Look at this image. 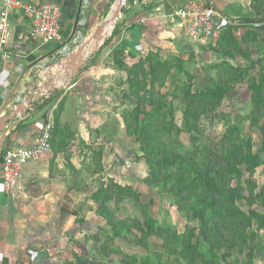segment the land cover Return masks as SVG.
I'll use <instances>...</instances> for the list:
<instances>
[{"label": "rangeland", "instance_id": "374dc122", "mask_svg": "<svg viewBox=\"0 0 264 264\" xmlns=\"http://www.w3.org/2000/svg\"><path fill=\"white\" fill-rule=\"evenodd\" d=\"M248 1L252 0L235 3V9L236 4L244 7L245 2L250 7L237 18L257 16ZM84 4L81 23L92 16L101 27L115 8L116 0H84ZM121 13L124 15V11ZM219 15L228 20L224 14L219 12ZM116 26L117 23L111 33L105 35L103 45L95 43L88 58L83 57L87 58L86 67L83 64L79 73L67 64L95 31L77 34L69 49L48 65L53 73L51 79L58 85L52 98L41 105L47 107L46 110L39 108L16 132L18 135L28 130L27 126L35 119L50 121L54 127L51 147L59 156L50 160L57 166L55 179L63 182L59 178L62 174L69 177L71 184L62 195L66 200L63 203L79 212L72 229L64 236L67 255L56 263L79 264L78 260L83 259L97 264H207L201 254H209V246L214 243L221 255L220 264H227L231 259L221 260L226 252L225 242L235 231L239 232L236 227L241 226L245 235L243 239L236 238L237 247H233L241 261L235 264H264V198H259L264 188V145L261 131L254 127L255 120L264 122V103L255 102L263 96H257L258 92L264 94V87L261 91L257 89L264 82V23L243 25L244 30L232 32L233 39L221 44L228 25L220 21L214 40L206 42L213 46H195L197 53H191L193 48L186 47L190 46L188 38L173 25L171 38L178 43L174 52L161 47L143 53L130 45V50L122 46L114 51L116 44L112 43V38ZM219 45L229 50L228 57L218 54ZM131 50L135 55L129 57ZM152 54L154 60L149 59ZM173 58H181L183 67L176 66L175 62L167 79L156 82L153 87L145 69L149 72L154 64ZM134 67L138 72H131ZM223 69L229 70L230 76L236 75L227 86H222L220 81L224 79V75H220ZM35 78L36 73L30 80ZM217 88L225 90L224 98L220 97V101L216 97L208 104L206 96ZM191 98L204 100L207 105L189 110L192 117L197 115L198 118L188 121L184 118L185 103ZM139 100L142 122L155 112L159 103L166 104L163 106L165 120L173 124L174 129L164 130L163 138L161 132L151 140L150 146L163 149L165 144L185 161H191L193 164L187 165L185 173L182 171L183 179L168 177V181H164L160 176L161 181L151 179L152 165L143 151L146 145L126 132L128 124H135L134 109ZM12 102L10 100L6 111ZM141 125L139 128L143 131ZM165 133L172 138H164ZM151 134L155 131L148 132V139ZM48 153L51 155V150H47L45 156ZM251 153L262 163L256 169L247 167L254 163L249 159ZM43 159L47 160V156L35 163ZM174 167L171 166L170 174H174ZM180 182L189 187L199 186L201 192L209 191L212 201L222 195L227 202L225 209L230 213V224L226 216L217 223L208 210L210 244L201 242L200 252L194 251L192 263V259L184 257L183 251L190 247L192 252L189 242L194 244L203 224L198 220L196 196ZM216 187L220 188L219 194L213 191ZM39 190L41 188L36 192ZM76 192H80V196L70 199L69 195ZM53 224L57 222L50 225ZM72 230L74 233L69 237Z\"/></svg>", "mask_w": 264, "mask_h": 264}, {"label": "crops", "instance_id": "0c3cea01", "mask_svg": "<svg viewBox=\"0 0 264 264\" xmlns=\"http://www.w3.org/2000/svg\"><path fill=\"white\" fill-rule=\"evenodd\" d=\"M13 1L0 0V14ZM26 1L36 6L57 5L62 9L61 32L65 43L69 46L79 32L93 33L98 28L99 23L92 16L85 18L84 23H81V19L77 21L80 11L82 15L85 14L81 0ZM236 2L239 0H130L129 8L123 9L124 15L121 13L118 18L116 32L112 38V43L116 44L113 50L120 49L122 46L127 49L130 45L135 49H141L139 52L143 53H150L161 47L169 52L176 51L178 43L171 38L173 31L172 25L168 23L169 17L190 3L213 5L218 12L228 18L227 21L225 19L219 21L227 23L233 28L234 33L236 30L239 32L244 30L243 25L259 24H241L239 20L242 18L237 16L241 13L246 14L250 7L245 2L244 7L236 4L238 8L235 9ZM248 3L251 4V1ZM143 19L147 20L148 25L142 24ZM9 23L12 35L7 45L0 47V110L10 96L11 102L23 100L25 89L32 82L30 77H35L39 66L51 65L52 61L60 57V52H63L55 42L44 44L41 39L32 37V20L24 12L11 10ZM245 39L247 41L248 37ZM244 40H240L241 43ZM129 54V57L132 54L135 55L132 50ZM14 90L15 93L12 96ZM13 102L11 107L16 104ZM39 107L41 105H36V108ZM46 108L44 107L41 111H45ZM36 111L17 116L15 122L9 126L10 131H13L9 133L6 145L30 146L38 141L46 125L44 120L38 122L35 119L32 125L27 126L29 129L21 133L23 135L16 134L19 126L32 118ZM49 150L52 154L46 155L47 160L31 163L25 168L22 180L12 195L6 196L0 192V264H58L56 263L58 259L65 258L67 255L64 249L67 247L64 236L66 237L67 232L72 229L78 215L74 216L73 210L63 203L66 200L62 195L71 183L65 174L59 177L63 182H56L57 166L52 161L58 159L59 155L57 156L54 147H50ZM51 158H53L52 161ZM39 188L41 190L36 192ZM69 196L70 199L75 200L76 196H80V192ZM65 208L71 214L63 213ZM52 222L57 224L50 225ZM72 233H74L73 230L68 233V236H72Z\"/></svg>", "mask_w": 264, "mask_h": 264}, {"label": "trees", "instance_id": "16d2710c", "mask_svg": "<svg viewBox=\"0 0 264 264\" xmlns=\"http://www.w3.org/2000/svg\"><path fill=\"white\" fill-rule=\"evenodd\" d=\"M251 9H253V12L257 15L254 18H242L240 19V23L241 24H255V23H264V0H252L251 1ZM259 17V18H257ZM261 17V18H260ZM148 25V24H147ZM151 27H154L153 24H150ZM226 32H224L222 34V40H221V44H224V42H227L229 39H233V28L228 26L226 28ZM213 46V43L209 46V48H211ZM221 46V45H219ZM188 49L190 46H186ZM218 54L221 55L223 58L228 57V55H230L228 52L229 50L225 47L223 48L221 46V48H218ZM154 53H158V52H154ZM191 53H194L193 51ZM153 56H150L149 59L150 60H154V54H152ZM250 58V57H248ZM118 62H120V60H118ZM175 62L177 63L176 66H181L183 67V61L181 58H173L170 59L168 61L165 62H159L157 64H154L153 67H151V69L149 70V72L146 71V69L142 66L143 69H145V72L147 73L148 77H151V85L154 87L156 82L159 81H164L167 79V77L170 75L171 70L175 67ZM122 65V64H120ZM136 67V66H135ZM134 67V68H135ZM138 68V67H137ZM142 68L141 71H142ZM131 72H138L135 69L131 70ZM145 74V73H144ZM220 75H224V79L222 78L220 81L222 83V86L224 84V86H227V82L232 81L233 79L236 78V75L234 76H230V72L229 70H221ZM264 87V82H261V84L257 87V89H259V91H261ZM225 89H227V87H225ZM220 96H219V95ZM225 94V90H223L222 88H217L212 90V94L210 93V96H206L205 100L209 103H213L215 101L216 97H219V100L221 101V99H223V95ZM263 95L261 96V99L255 100L257 105L263 104L264 103V94L262 92H258L257 96ZM221 97V99H220ZM223 97V98H222ZM257 99V97L255 98ZM206 101L204 100H196L194 98H191L189 103H185L186 105V109H185V114H184V118L188 119V121H190L191 118H198L197 115H195L194 117L191 116L190 111L191 110H197L199 108H203L204 106H206ZM166 104L163 103H159L157 108L155 109L154 113L148 114L145 118H144V122H142V120L140 119V114H142V110L140 108L141 106V102L140 100L138 101V104L136 106V108L134 109V112H136V116L134 118L135 120V124L127 127V134L129 137H137L135 138L136 140L140 141L141 143H143V145H146L144 148V152L146 153L145 157L147 162H149L152 166V175H151V179H153V181H161L159 179V176L162 177L164 179V181H168V177H180L179 180H181V178L183 179L184 175L183 172L185 173V170L187 168V165H192L193 163L191 161H185L181 156H178V154L173 153L171 150L168 149V147H166V145L164 144L163 149H153L152 146H150L151 140L156 137L157 135H159L162 132V136L161 138H163V134H164V130L167 132H171L174 129V125L169 123L168 121L165 120V111L163 110ZM262 106V105H261ZM44 106H41L39 108H43ZM37 108V109H39ZM190 110V111H189ZM155 116H157V118H155ZM159 117V122H157V119ZM151 120V121H148ZM141 123H144L143 125H141ZM189 123H187L188 125ZM139 125L143 126V131L139 128ZM254 127H258L259 130L261 131V134L263 136V145H264V122L255 120L254 121ZM152 130L155 131V134H151V137L148 139V132ZM160 138V139H161ZM164 138H168L171 139L172 137L168 135V133H165ZM140 139V140H139ZM157 139V138H156ZM154 140V141H159L158 140ZM241 139V138H239ZM161 141V140H160ZM171 143V142H170ZM172 146V144H171ZM167 149V150H166ZM150 150L151 152H153L152 154H150ZM156 150L158 151L156 153ZM149 153V155H148ZM238 155H242L240 152H238ZM249 159L252 160L254 163L251 165H248L247 167L249 169H252L253 167L256 169L258 168L262 163L259 159L258 156L253 155V153H251L249 155ZM175 165L176 167H174L173 169L175 170L174 174H170L172 171L171 166ZM238 166L235 165L233 166L234 169H236ZM166 171L169 172L168 175H163L162 173ZM218 175V174H217ZM180 184H182L180 182ZM184 185V187L189 188L190 190L193 191V194L196 196L198 205L196 207V209H198L197 215L198 216V220H200L203 224L202 228L200 229V233L197 235V240L194 241V244H191L192 242H189L188 246H192V252H190V247L183 251V255L185 258L187 259H192V262H194L195 260V255H194V251L196 253L200 252V245L201 242H206L207 244H210V239L211 236L209 235V227L210 224L209 222H207V217L206 215L208 214V210L209 212L212 213V217L216 218L217 220L215 222L219 223L221 222V220L223 218H225V216L228 219V223L230 224V213L228 212L227 209V202L226 199H224L221 196H218L215 200L212 201L211 198V194L209 193V191H203L201 192L200 190H198L199 186H192L189 187L188 184H182ZM211 188V187H209ZM120 189V188H119ZM213 191L215 193H220V188L216 187L215 189H213ZM259 198H264V188L262 189L261 195L259 196ZM228 202H231L232 204H234L233 201L228 200ZM264 205V204H263ZM181 208L184 205H180ZM63 213H68V209H63ZM238 211V209H237ZM237 211H236V217H239L237 215ZM69 214H71L69 212ZM72 214L74 216L78 215V212L73 211ZM229 215V216H228ZM239 228L240 231L238 232L235 231V233H233L230 237L227 238L226 242H225V254H223L221 260H225V261H229V259H231V262H226L227 264H235L238 261H241V259L239 260V258H241V256H238L235 251H233V247H237L236 246V242L235 239L236 238H241L243 239L244 235L242 233V229L241 226L236 227ZM229 230H231V228H229ZM232 231V230H231ZM246 241L243 242V247L245 245ZM209 250L208 253L209 254H201V257L203 259H205L207 264H220V254L217 253V251L215 250V246L214 243H211L209 246ZM253 252H250L249 255H252ZM241 254V252L239 253ZM79 264H97L94 262H90L87 260H83V259H79L78 260Z\"/></svg>", "mask_w": 264, "mask_h": 264}, {"label": "built area", "instance_id": "2783aa9c", "mask_svg": "<svg viewBox=\"0 0 264 264\" xmlns=\"http://www.w3.org/2000/svg\"><path fill=\"white\" fill-rule=\"evenodd\" d=\"M129 2L130 0H124L122 9L129 8ZM11 10L23 11L29 15L32 20V37L41 39L44 44L57 43L59 49L63 51L60 52V55L69 49V45L65 43V38L61 32V8L57 5L36 6L24 0H14L0 14V47L7 45L12 35L9 23ZM221 19L224 20L213 5L197 3H190L169 17L173 28L178 29L184 37L188 38L187 42L193 48L194 53H197L194 50L195 46L209 48L212 43L206 42L214 40ZM142 24L147 25V20L143 19ZM49 70L50 67L46 64L39 66L36 71V78L25 89V97L22 101L29 112L36 111V105H43L52 98L58 84L51 79L53 73ZM30 98L32 104L27 105V100ZM53 128L52 123L48 121L38 141L30 146H17L15 144L8 146L6 143L4 144L0 152V192L7 196L14 193L26 166L42 158L50 149Z\"/></svg>", "mask_w": 264, "mask_h": 264}, {"label": "water", "instance_id": "95a60500", "mask_svg": "<svg viewBox=\"0 0 264 264\" xmlns=\"http://www.w3.org/2000/svg\"><path fill=\"white\" fill-rule=\"evenodd\" d=\"M123 1L124 0H116V8H113L111 14L108 16L105 24L101 27H98L95 30V33L92 34L91 36L88 37V40H86L85 42H83L81 44V46L78 48L77 52L75 54L72 55L70 62L67 64V67H74L75 72L79 73V71H81V69L83 68V64H85L86 59L88 58H83V52L85 50V48L87 46H89L90 42L96 41L98 42L99 40L100 45H103L105 43V39H102V35L104 33V28L105 26L109 23V21L112 19L115 24L118 21V18L122 12V6H123ZM83 5V0H81V6ZM79 19V15L77 18V21ZM21 82V80H20ZM20 82L18 84H20ZM17 84V86H18ZM15 93V90L12 92V96ZM11 100V96L10 98L6 101V103L4 104V106L1 108L0 110V152L4 146V144L6 143V140L9 136V126L15 122L16 118L18 115H24L26 112H29L28 108H25L24 106V102L22 100L17 101L16 106L14 107H9V109L6 111V107L8 105V103ZM32 104V99H28L27 100V105H31ZM11 129V128H10Z\"/></svg>", "mask_w": 264, "mask_h": 264}, {"label": "bare ground", "instance_id": "6f19581e", "mask_svg": "<svg viewBox=\"0 0 264 264\" xmlns=\"http://www.w3.org/2000/svg\"><path fill=\"white\" fill-rule=\"evenodd\" d=\"M118 4V3H117ZM116 4V5H117ZM116 5H115V8H116ZM114 25H115V22L111 19L109 21V23L105 26L104 28V33L102 35V39L105 37V35H108L111 33V31L114 29ZM88 40V39H87ZM101 41L99 40L98 43H100ZM95 43H97L96 41H93V42H90L89 43V46H87L83 52V57H88L89 54L92 52L94 46H95Z\"/></svg>", "mask_w": 264, "mask_h": 264}, {"label": "clouds", "instance_id": "9594fccd", "mask_svg": "<svg viewBox=\"0 0 264 264\" xmlns=\"http://www.w3.org/2000/svg\"><path fill=\"white\" fill-rule=\"evenodd\" d=\"M47 5V4H46ZM87 5V8H88V6L90 5V2L88 3V4H86ZM82 7L85 9V4H84V0H83V5H82ZM86 8V9H87ZM62 10V9H61ZM122 11H123V9H122ZM37 109V108H36ZM47 123V122H46ZM13 131V130H12ZM12 131H10V133H12ZM9 137V136H8ZM8 139V138H7ZM7 141V140H6ZM34 163V162H33ZM31 164V163H30ZM28 166V165H27ZM26 166V167H27ZM25 170V169H24ZM24 172V171H23ZM22 176H23V174H22ZM22 180V177H21V179L19 180V182H18V185H19V183H20V181ZM18 185H17V187H18ZM7 196V195H6Z\"/></svg>", "mask_w": 264, "mask_h": 264}, {"label": "flooded vegetation", "instance_id": "af4514ba", "mask_svg": "<svg viewBox=\"0 0 264 264\" xmlns=\"http://www.w3.org/2000/svg\"><path fill=\"white\" fill-rule=\"evenodd\" d=\"M78 15H79V19H80L81 15H82V14H81V11L79 12V14H78Z\"/></svg>", "mask_w": 264, "mask_h": 264}]
</instances>
